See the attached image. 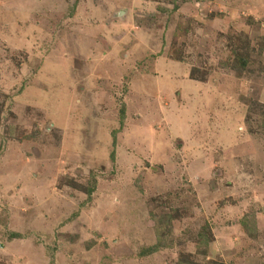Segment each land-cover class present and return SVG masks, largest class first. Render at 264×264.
<instances>
[{"label": "rangeland", "instance_id": "rangeland-1", "mask_svg": "<svg viewBox=\"0 0 264 264\" xmlns=\"http://www.w3.org/2000/svg\"><path fill=\"white\" fill-rule=\"evenodd\" d=\"M263 115L264 0H0V264H264Z\"/></svg>", "mask_w": 264, "mask_h": 264}, {"label": "trees", "instance_id": "trees-1", "mask_svg": "<svg viewBox=\"0 0 264 264\" xmlns=\"http://www.w3.org/2000/svg\"><path fill=\"white\" fill-rule=\"evenodd\" d=\"M237 61H238V64H240L241 67H245L248 62L245 61V60H242L241 58H237ZM125 110H126V107L124 104H121V106L119 107V111H118V116H119V122L121 123V125L123 124V120H124V115H125ZM263 122H264V115H263ZM113 139H115V133L113 134ZM93 189L91 187H88L85 189L86 193L88 196H90L91 194V191ZM207 227L203 228L201 230V232L199 233L198 235V239H199V242L202 246H207L208 245V239H207ZM200 245V246H201ZM160 249V246L159 244H155L147 249H143L142 252L144 255H150V254H153L155 253L156 251H158ZM177 264H195L193 261H188V260H179L177 262ZM213 264H222V263H218V262H215Z\"/></svg>", "mask_w": 264, "mask_h": 264}]
</instances>
